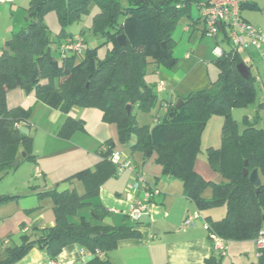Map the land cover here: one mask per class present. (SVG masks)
Returning <instances> with one entry per match:
<instances>
[{
  "label": "trees",
  "instance_id": "16d2710c",
  "mask_svg": "<svg viewBox=\"0 0 264 264\" xmlns=\"http://www.w3.org/2000/svg\"><path fill=\"white\" fill-rule=\"evenodd\" d=\"M92 1L99 7L93 16L92 28L96 34L101 33L112 41L107 55L97 59L94 49L87 46L80 58V54L59 58L58 43L71 33L52 40L42 21L43 15L55 10L62 22L79 19ZM201 1L126 0L122 5L119 0H29L27 23L11 33L0 51V178L13 169L11 163L16 157L36 159L32 152L33 137L19 131L21 123L29 125L32 108L8 107L6 103L7 88L34 89L37 100L65 113L75 105L99 108L107 122L116 123L121 142H127L131 134L136 135L132 149L141 151L144 158L155 154L163 174L182 181L185 195L194 201L198 210L216 205L225 207L221 218H208L210 231L234 241L255 238L264 227V128L257 127L255 120L249 122L245 116V126L240 130L231 114L233 108L243 107L256 98L253 74L250 72L248 78H243L237 70V64L244 62L240 50L229 46L216 56L219 85L214 91H190L181 97L183 103L178 108H175L176 100L168 102L163 116L152 125L139 124L133 114L135 107L149 109L158 101L156 83L145 80L148 64L172 66L175 63L172 32L179 17L190 15V8L198 7ZM244 6L256 4L241 1L240 11ZM121 15L123 20L119 22ZM196 22L199 17L192 24ZM120 34L125 35L124 44L117 43ZM222 35V40H227L224 28ZM52 42H57V56L51 52ZM215 42H219L218 38ZM127 104L131 107L129 113ZM214 114L223 118L221 144L209 146L206 159L211 171L221 176L220 181L205 179L194 168L201 132ZM81 127L80 119L68 115L59 133L69 135ZM104 144L107 149L98 151L101 159L93 168L80 169L64 180L81 181L82 193L75 188L31 186L30 193L38 198H51L53 225L21 234L19 243L13 246L0 242V264H13L33 247L45 250L49 258L56 259L69 243H78L91 252L95 248L103 252L92 254L80 264H110L106 254L116 247L119 239L140 235L137 222L130 219L119 225L102 223L108 210L93 201L115 168L108 159L112 143L106 140ZM21 151H25V156H21ZM244 161L248 172L258 169L257 191L247 174H243ZM207 185L211 189L208 197L202 193ZM22 195L25 194H4L0 202ZM83 207L89 208L88 216L78 214ZM222 258L213 251L203 264H223ZM251 264H264V249Z\"/></svg>",
  "mask_w": 264,
  "mask_h": 264
},
{
  "label": "crops",
  "instance_id": "0c3cea01",
  "mask_svg": "<svg viewBox=\"0 0 264 264\" xmlns=\"http://www.w3.org/2000/svg\"><path fill=\"white\" fill-rule=\"evenodd\" d=\"M243 18L248 21L245 17ZM198 26L203 27L201 21L194 23V25H186L183 29L189 31ZM201 31L203 32V29ZM221 36L223 37V35ZM222 37H218L219 43L221 41L227 42V40H222ZM221 49L228 50L229 48ZM249 49L240 50V55L246 66L247 62L242 52L249 54ZM189 56V53L185 54V58H189ZM154 66L153 69L156 75H159L158 81L155 83L163 82L159 67L155 64ZM168 87L164 91L166 96L162 98L163 111H165L168 102L177 100L173 96L176 86L174 85V88ZM156 92L161 93L157 90ZM185 95L186 93H180L178 98ZM16 102H20L22 106L25 99L20 96ZM42 103L35 98L34 102L32 100L28 107L33 109L35 106L42 105ZM46 107L49 106L46 105ZM49 108L50 119L55 115V112L59 111L58 113H60L51 127L37 125L33 129L30 120L29 125L25 122L20 124L27 125L29 134L33 133V136L31 135L33 137L32 152L35 154L36 159L35 161L21 159L19 161L18 165H27L26 169H28L30 176L28 175L22 183L16 185L9 192L10 194L25 195L10 200L8 202L11 204L9 213L0 218V238H7L8 242L5 244L9 245L13 237L18 236L20 238L21 234L28 233L33 228H44L53 225L54 214L51 198L48 196L38 198L34 193H30L31 186L34 185L37 189L49 187H57L58 189L75 188L80 193L79 186L83 188L81 181L74 179L67 182L64 181L65 178L80 169L93 168L101 159L98 150L105 145L106 140H110L113 148L120 150L123 157L132 161L134 171L124 170L116 173L114 168L113 173L100 186L99 194L93 201L102 204L108 210V214L104 217L102 223L119 225L129 219L128 213L131 204L144 198V186L137 181V174L144 177L148 187L159 189V192L151 197L149 212L143 214L137 221L140 235L119 239L116 247L106 254L110 264H203L204 260L213 253L212 240L208 231L204 228V220L221 218L225 212V207L222 205L223 211L217 214L213 210L211 212L207 210L209 213L198 210L194 201L185 195L182 181L164 175L162 166L155 161V154L144 158L141 151L135 148L132 149L137 140L136 135L131 134L127 142H121L116 123L107 122L99 108L75 105L69 109L68 113L52 107ZM68 115L80 119L82 127L74 130L69 135H61L59 129ZM160 117L156 116L154 121L159 120ZM221 117L219 115L216 120L220 125L223 122ZM247 118L249 122L255 120L250 115H247ZM90 122L92 128H88ZM62 157H64V160ZM194 168L205 179L221 180V176L211 171L210 167V172L207 173L200 169L198 163L194 162ZM36 171L40 175H36ZM60 186L61 188H59ZM196 211H199L201 216L195 218L192 225L185 226L183 224L185 216ZM88 213V207H83L78 212L79 215L85 214L87 216ZM74 218L76 219L77 216ZM80 246L78 243L65 245L56 258L57 264H80L88 260L91 255L78 256L77 251ZM249 246L251 250H255L254 238L232 242L229 245L228 252L222 258V263L243 264L239 261V258L235 261L231 257L227 262L225 260L230 250L236 249L239 254H243ZM48 260L49 257L45 250L33 247L13 264H48Z\"/></svg>",
  "mask_w": 264,
  "mask_h": 264
},
{
  "label": "rangeland",
  "instance_id": "374dc122",
  "mask_svg": "<svg viewBox=\"0 0 264 264\" xmlns=\"http://www.w3.org/2000/svg\"><path fill=\"white\" fill-rule=\"evenodd\" d=\"M122 5L126 4V0H119ZM256 6H244L241 10V16L245 17L251 24L264 28V0H248ZM29 0H13L12 3L0 4V51L5 47L4 41L8 38L13 31L18 30L20 27L27 23V6ZM99 11V7L96 2L92 1L87 7V11L81 13L79 19H69L62 22L58 13L55 10L47 11L42 18L43 23L47 26L49 35L52 40L56 41L58 37L67 33H80L83 31V37L89 48L94 49L93 54L97 59H104L107 55L109 48L112 46V41H108L107 38L101 33L96 34L92 28L93 16ZM199 17V11L196 6L190 8V15H181L177 21L176 27L172 32L173 56L176 58L175 63L172 66L159 65L160 75L163 77V83L165 88L171 86L174 88L173 96L178 98L180 93L188 94L190 91H196L199 89H206L208 91H214L218 85V68L216 67L214 60L216 54L214 53V46L216 45L215 38L207 33L202 32V26L192 28L189 31H184L183 27L190 25L193 21H196ZM123 16L118 17V21H122ZM202 32V33H201ZM222 33L218 35L221 36ZM219 46L223 49H228L229 44L226 41H221ZM57 42L51 43V52L54 56H57L55 48ZM189 53V58H185V54ZM250 54V55H249ZM249 54L242 52L245 58L246 64L250 68L251 74L254 76V84L256 88V98L253 102L248 103L243 107H236L231 110L232 117L237 121L239 129L244 126V117L247 115L253 116L257 127L264 128V61L258 57V53L254 48L249 49ZM85 53H81L78 58L84 56ZM154 63L148 64L145 74V80L150 83L158 81L159 75H156L154 71ZM257 77V78H256ZM156 90V86H154ZM22 96L25 99L23 107H28L32 100L34 102L36 96L34 89H24L21 87H12L6 89V103L8 107H14L20 105V102H16L19 97ZM166 96L163 91L158 93V101L155 105L149 109H140L135 107L133 114L139 124H154V118L156 116H163V108L161 106L160 99ZM50 108L46 107L42 103L38 107H34L31 111L30 122L32 128L35 126H52L55 118L58 117V112H55L54 116L50 119ZM88 117V116H87ZM218 114L212 115L206 122L202 132L200 141V152L195 160L198 163L200 169L205 172H210L209 165L206 159V152L209 146L217 147L221 144V127L220 123H217ZM222 118V117H221ZM94 126V125H93ZM88 128H92V123H88ZM33 133L31 132V135ZM33 136V135H32ZM64 160V157H62ZM27 165H18L16 168L10 169L5 172L0 178V196L8 194L16 185H19L27 178L28 169ZM264 183V180H262ZM56 183V182H55ZM56 185V184H55ZM61 188V186L59 187ZM80 193L83 192L82 186H79ZM203 196H210L211 189L207 185L203 188ZM10 200L0 202V218L9 213L11 204ZM207 210H213L214 213H220L223 211L222 205H216L214 207L203 209L204 213H209ZM225 214V212H224ZM223 214V215H224ZM251 240V239H250ZM20 238L13 237L11 243L8 246L18 244ZM235 242L231 240L229 245ZM227 247V252L229 249ZM251 245V244H250ZM2 257L0 252V258ZM229 257L234 261L239 258L243 264H251L256 261L255 250H251L249 246L247 251L243 254H239L236 249L229 251L226 262Z\"/></svg>",
  "mask_w": 264,
  "mask_h": 264
},
{
  "label": "built area",
  "instance_id": "2783aa9c",
  "mask_svg": "<svg viewBox=\"0 0 264 264\" xmlns=\"http://www.w3.org/2000/svg\"><path fill=\"white\" fill-rule=\"evenodd\" d=\"M12 1L13 0H0V3ZM241 1L245 0H203L199 2L197 8L199 11V21H201L203 25V32L216 39L224 28L227 42L232 48L236 50L254 48L258 53V57L264 61V28L251 24L241 16V11L239 9V3ZM86 49L87 43L81 33L68 34L61 38L58 43L59 58H64L71 54L79 55L85 52ZM214 53L216 55L222 53L219 42L214 46ZM156 90L158 92L166 91L162 81L156 84ZM106 149L104 145L101 146L98 151H105ZM108 159L115 166L116 173H120L124 170L134 171L132 161L129 158L123 157L122 152L118 149L112 148L108 153ZM36 175H40V173L36 171ZM137 181L144 186V198L131 204L128 217L133 222H137L143 214L149 212L151 197L159 192V189L156 187H148L144 177L140 174H137ZM200 216L201 214L199 211L189 213L183 219V224L185 226L192 225L193 220ZM204 228L208 231L212 240L213 251L224 256L227 252L230 240L210 231L209 224L206 220H204ZM0 242L7 243L8 240L7 238H0ZM254 245L255 257L258 258L264 249V227L259 229L254 238ZM77 254L83 257L86 254L102 255L103 252L98 248H95V250L91 252L83 246H80ZM47 263L57 264V260L49 258Z\"/></svg>",
  "mask_w": 264,
  "mask_h": 264
},
{
  "label": "water",
  "instance_id": "95a60500",
  "mask_svg": "<svg viewBox=\"0 0 264 264\" xmlns=\"http://www.w3.org/2000/svg\"><path fill=\"white\" fill-rule=\"evenodd\" d=\"M117 43L118 44H124L125 43V35L124 34H120L117 36ZM237 70L238 72L241 74V76L243 78H248L250 76V72L248 67L245 65L244 62H239L237 64ZM183 103V99L182 98H177L176 102H175V108H178L181 104ZM130 104L126 105V110L129 113L130 112ZM19 131L24 134L27 135L29 134V128L27 125L22 124L19 126ZM21 156H25V151H21ZM20 158L16 157L13 162L11 163L12 168H16L19 164ZM247 161H244V168H243V174H247L248 176V180L250 182V184H252L253 186H255L258 190V186L260 185V176L258 173V169L257 168H253L250 172H248L247 168Z\"/></svg>",
  "mask_w": 264,
  "mask_h": 264
}]
</instances>
